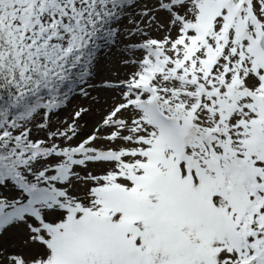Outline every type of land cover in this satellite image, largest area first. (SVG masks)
<instances>
[{
    "label": "snow or ice",
    "instance_id": "snow-or-ice-1",
    "mask_svg": "<svg viewBox=\"0 0 264 264\" xmlns=\"http://www.w3.org/2000/svg\"><path fill=\"white\" fill-rule=\"evenodd\" d=\"M0 264H264V0H0Z\"/></svg>",
    "mask_w": 264,
    "mask_h": 264
},
{
    "label": "rangeland",
    "instance_id": "rangeland-1",
    "mask_svg": "<svg viewBox=\"0 0 264 264\" xmlns=\"http://www.w3.org/2000/svg\"><path fill=\"white\" fill-rule=\"evenodd\" d=\"M120 52L117 49H113L110 52L104 53V60L101 65V79H115L114 72H119V78H126L125 73L132 71L133 69L123 68L120 66ZM93 97H97L98 101L91 99H81L76 97L68 105L67 109L59 114L58 119H71L72 112L74 108L78 105H84L89 107L91 111L83 117L81 124L84 125L83 133L86 135L90 133L96 125V123L101 119L104 111L112 104L114 99V94L110 91H99L93 92ZM7 247V243L5 244ZM10 251L14 249H9Z\"/></svg>",
    "mask_w": 264,
    "mask_h": 264
}]
</instances>
